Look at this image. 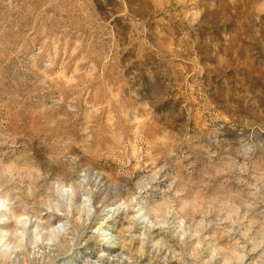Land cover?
Returning <instances> with one entry per match:
<instances>
[{
	"label": "rangeland",
	"instance_id": "obj_1",
	"mask_svg": "<svg viewBox=\"0 0 264 264\" xmlns=\"http://www.w3.org/2000/svg\"><path fill=\"white\" fill-rule=\"evenodd\" d=\"M0 264H264V0H0Z\"/></svg>",
	"mask_w": 264,
	"mask_h": 264
},
{
	"label": "bare ground",
	"instance_id": "obj_2",
	"mask_svg": "<svg viewBox=\"0 0 264 264\" xmlns=\"http://www.w3.org/2000/svg\"><path fill=\"white\" fill-rule=\"evenodd\" d=\"M114 229V228H113Z\"/></svg>",
	"mask_w": 264,
	"mask_h": 264
}]
</instances>
